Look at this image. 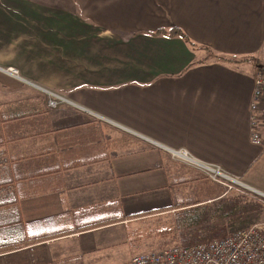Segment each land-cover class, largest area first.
Returning a JSON list of instances; mask_svg holds the SVG:
<instances>
[{
	"label": "crops",
	"instance_id": "1",
	"mask_svg": "<svg viewBox=\"0 0 264 264\" xmlns=\"http://www.w3.org/2000/svg\"><path fill=\"white\" fill-rule=\"evenodd\" d=\"M258 68L264 0H0V264H89L143 219L232 200L169 149L264 193Z\"/></svg>",
	"mask_w": 264,
	"mask_h": 264
},
{
	"label": "built area",
	"instance_id": "2",
	"mask_svg": "<svg viewBox=\"0 0 264 264\" xmlns=\"http://www.w3.org/2000/svg\"><path fill=\"white\" fill-rule=\"evenodd\" d=\"M8 73L18 76L19 71L10 67ZM45 91L49 95L48 105L51 107H56L66 101L63 96L52 90L45 89ZM250 108L252 139L264 148L263 68H258L256 72ZM169 152L173 159L191 166L212 181L226 185L225 194H228L231 189L243 188L261 193L245 184L239 177L231 175L221 166L194 157L185 148L169 149ZM130 264H264V220L209 241L189 246L174 245L153 252L138 253L132 256Z\"/></svg>",
	"mask_w": 264,
	"mask_h": 264
},
{
	"label": "rangeland",
	"instance_id": "3",
	"mask_svg": "<svg viewBox=\"0 0 264 264\" xmlns=\"http://www.w3.org/2000/svg\"><path fill=\"white\" fill-rule=\"evenodd\" d=\"M9 68H5L4 71L8 73ZM12 76L21 78L20 71L18 76L14 74ZM186 166L189 165L186 164ZM199 173L203 175L201 172ZM216 183L224 188V193L221 196H225V198L231 197L232 200L208 203L195 208H183L149 219H143L144 221L139 222L137 229L131 230L129 238H125L111 248H106L98 254L96 260H91L89 264H130L131 258L135 254L153 252L174 245H185L184 239L191 241L192 243L190 244H196L224 237L234 231L228 230L233 221H237V223L242 221L241 223L244 224L242 228H244L264 220V194L262 192L261 194L254 190L243 188L238 190L231 189L228 194H225L227 186L219 182ZM230 204L236 205V209L240 210V212L235 213L234 208V210L229 208ZM244 209L248 210L244 212ZM204 210L210 211L208 213L210 216L209 220L199 222V218H193V213L197 214L201 211L200 214H204ZM237 223H234V225ZM211 225L217 226V232L213 236L208 235L211 232L209 230ZM69 264L79 263L73 262Z\"/></svg>",
	"mask_w": 264,
	"mask_h": 264
},
{
	"label": "trees",
	"instance_id": "4",
	"mask_svg": "<svg viewBox=\"0 0 264 264\" xmlns=\"http://www.w3.org/2000/svg\"><path fill=\"white\" fill-rule=\"evenodd\" d=\"M170 35H180V36H183V37H185L186 39H187V41L191 44V45H193V46H195L196 44L194 43V42H192L187 36H186V34L183 32V30H181V29H179V28H177V27H173L171 30H169V32H168ZM209 51H210V53L211 54H213V52H212V50L211 49H209ZM220 58H223V56H220ZM235 61V60H234ZM229 208H232V210H234L235 209V213H237V212H240V210H237L236 209V205H230V207ZM234 208V209H233ZM246 210H248V209H244L243 211L245 212ZM204 212V214H200L201 213V211L200 212H198L197 214L196 213H193V218L195 217V218H199V222H205L206 220H209V218H210V216H209V214L208 213H210V211L208 210H204L203 211ZM232 212H234V211H232ZM191 216V217H192ZM198 221V220H197ZM210 227V229L207 227V229H209L211 232L208 234L209 236H213V235H215L216 234V230H217V226H214V225H211V226H209ZM206 228V227H205ZM200 239H203V238H200ZM200 239H198V240H200ZM197 240V241H198ZM184 243H185V245L186 246H189V245H193V244H190V243H192L191 241H189L188 239H184Z\"/></svg>",
	"mask_w": 264,
	"mask_h": 264
}]
</instances>
